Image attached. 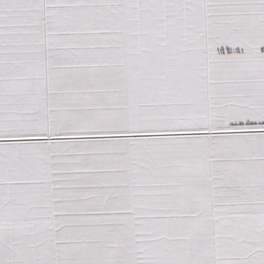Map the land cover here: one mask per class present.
I'll return each instance as SVG.
<instances>
[{
  "label": "snow or ice",
  "instance_id": "snow-or-ice-1",
  "mask_svg": "<svg viewBox=\"0 0 264 264\" xmlns=\"http://www.w3.org/2000/svg\"><path fill=\"white\" fill-rule=\"evenodd\" d=\"M0 264H264V0H0Z\"/></svg>",
  "mask_w": 264,
  "mask_h": 264
}]
</instances>
